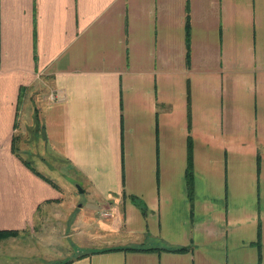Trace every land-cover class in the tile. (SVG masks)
Returning <instances> with one entry per match:
<instances>
[{"label":"crops","instance_id":"1","mask_svg":"<svg viewBox=\"0 0 264 264\" xmlns=\"http://www.w3.org/2000/svg\"><path fill=\"white\" fill-rule=\"evenodd\" d=\"M0 231L75 236L67 264H264V0H0Z\"/></svg>","mask_w":264,"mask_h":264},{"label":"rangeland","instance_id":"2","mask_svg":"<svg viewBox=\"0 0 264 264\" xmlns=\"http://www.w3.org/2000/svg\"><path fill=\"white\" fill-rule=\"evenodd\" d=\"M37 124H40V122H38ZM68 182L71 184V188L75 195V198H73V200L78 204L83 203L84 207L86 208L93 207L95 210L96 208V205L94 204L95 201L94 199L90 198V196L87 195V190H85L86 187L85 186L83 187L84 191L82 192V187L80 186V184L77 183L74 184L73 180H68ZM60 184H62L61 180H60ZM142 210L147 211L146 208H143ZM58 227L59 226L55 225V228L53 229L57 230ZM66 228L67 230L69 229L67 225ZM49 229H50L49 231H53L52 228ZM61 231L62 229L60 228V232ZM82 231L87 232L85 228ZM53 233L54 234L50 235V241H49L50 246L48 247L44 246V253L42 255H27L23 250H17L16 252H18V255H0V264H57L65 260H68L69 258L80 256V255H72V254H76L75 246L77 244H74L75 241L74 239H76L75 236H72L71 238L61 237L60 239H57L59 238V235H57L55 231ZM88 237L89 235L87 233H84L82 235V238L84 239ZM33 243L34 244L36 243V247H37V242L33 241ZM22 247L24 246L22 245Z\"/></svg>","mask_w":264,"mask_h":264},{"label":"trees","instance_id":"3","mask_svg":"<svg viewBox=\"0 0 264 264\" xmlns=\"http://www.w3.org/2000/svg\"><path fill=\"white\" fill-rule=\"evenodd\" d=\"M187 50H188V25H187ZM34 40H35V35H34ZM192 160H191V149H190V141L188 139L187 141V163H186V169H185V184H186V189H187V193L189 198H192V189H193V173H192ZM16 234V231H0V239L4 238L6 235H14ZM110 250H114V248L112 249H103V252L106 251H110ZM177 251H181L184 250V248H177L175 249ZM88 253H84L80 256H85ZM71 260H65L63 262L57 263V264H67L69 263Z\"/></svg>","mask_w":264,"mask_h":264},{"label":"built area","instance_id":"4","mask_svg":"<svg viewBox=\"0 0 264 264\" xmlns=\"http://www.w3.org/2000/svg\"><path fill=\"white\" fill-rule=\"evenodd\" d=\"M60 98H62V96L60 97V96H51V99H60Z\"/></svg>","mask_w":264,"mask_h":264}]
</instances>
